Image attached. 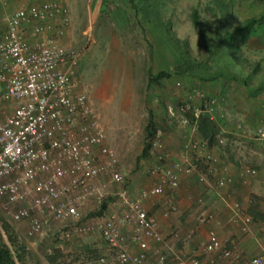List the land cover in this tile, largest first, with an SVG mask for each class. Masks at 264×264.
Returning a JSON list of instances; mask_svg holds the SVG:
<instances>
[{
	"label": "rangeland",
	"instance_id": "rangeland-1",
	"mask_svg": "<svg viewBox=\"0 0 264 264\" xmlns=\"http://www.w3.org/2000/svg\"><path fill=\"white\" fill-rule=\"evenodd\" d=\"M59 1L67 7L71 19L67 39L80 51L77 77L99 115L107 144L116 152L125 175L123 183L111 182L107 174L100 177L96 185L103 196L100 200L89 198L93 200L89 206L85 205L87 201L81 205L79 223L94 228L103 219L121 214L123 206L117 193L129 194L128 154L136 156L142 152L143 159L151 162L154 154L148 144L150 131L159 130L161 137L168 135L179 148L190 138H199L190 125H183L179 116L170 117L167 110L168 105L178 108L184 104L188 89L196 87L222 98V116L215 123L223 145L212 144L210 151L221 162L218 168L226 167L232 175L229 192L234 206L253 218L249 234L256 236V250L261 252L264 249V232L259 228L264 223V141L251 136L257 128L264 130V19L239 51L230 53L225 46L218 48L228 30L256 14L260 6L254 3L259 0H127L126 4L119 0ZM194 10L203 26V37L192 22ZM7 12L0 9V29ZM232 54L244 59L245 64H258V73L249 75L246 67L233 64L229 58ZM182 62L185 70L177 69ZM159 71L169 76L149 83V76ZM234 73L240 79H234ZM128 78L142 84L137 100H128ZM2 107L10 110L12 106ZM238 124L249 130L250 136H241ZM148 162L140 166H148ZM243 166H251L257 173L245 178L240 175ZM214 168L210 170L200 164L193 172L184 173L199 174L196 184L201 190H215ZM168 196L173 200L175 190H168ZM199 197L203 201L196 203ZM191 201L195 202L182 225L170 227L164 233L165 245L158 255H163L166 264H171L175 254L180 253H195L202 264H208L203 253L208 229L213 228L218 236L221 232L228 234V229L222 228L226 222L225 205L213 204L201 194L193 195ZM156 202V198H149L143 206L164 208ZM174 203L167 206V201L162 205L175 213ZM207 209L213 214L211 222L199 224V213ZM67 228L66 222H49L43 233L47 241L35 250L30 243L40 234L27 236L26 221L4 220L0 246L10 250L13 264H98L100 256L110 253L97 231L76 234L65 232ZM170 230L177 236L171 235ZM120 233L121 243L128 249V235H132L133 227L128 230V225L120 226ZM228 238L230 242L232 237ZM227 242L223 246L233 248ZM246 256L248 253L241 252L238 264ZM215 258L219 260L218 256ZM141 264L148 263L145 260Z\"/></svg>",
	"mask_w": 264,
	"mask_h": 264
},
{
	"label": "built area",
	"instance_id": "built-area-1",
	"mask_svg": "<svg viewBox=\"0 0 264 264\" xmlns=\"http://www.w3.org/2000/svg\"><path fill=\"white\" fill-rule=\"evenodd\" d=\"M10 2L0 0L2 6ZM70 30L68 9L59 0L16 8L0 29V230L4 220L26 221V235L33 237L42 235L49 222H66L67 233L86 234L92 229L99 233L110 253L100 256L98 264H141L148 255L147 240L163 241L157 219L147 212L143 201L162 194L166 187L177 188L180 170L191 173L200 164L211 170L219 158L203 150L209 146L206 141L190 138L180 159L168 167L172 156L156 130L148 139L156 163L148 171L157 176V183L141 189L135 198L126 191L118 192L123 206L120 215L105 218L94 228L79 223L81 205L91 197L100 200L103 196L95 180L107 174L111 182L123 183L125 175L77 77L80 51L67 39ZM5 104L11 109H3ZM167 110L170 117L179 116L183 125L197 132L201 116L213 122L222 116V98L191 87L184 104L178 108L168 105ZM238 128L241 136H250L244 126L238 124ZM251 138L264 141V130L257 128ZM213 145H223L217 133ZM240 173L247 178L257 171L243 166ZM230 180L224 169L216 184L221 187ZM212 218L210 212L203 216L206 222ZM231 222L242 234L251 232L253 218L239 209ZM123 225L133 227L135 254L121 243ZM259 228L264 232V223ZM203 253L208 264H236L240 259L235 248L221 244L213 228L208 229ZM164 261L159 255L158 262ZM171 264L202 263L195 253H180ZM242 264H264V249Z\"/></svg>",
	"mask_w": 264,
	"mask_h": 264
},
{
	"label": "crops",
	"instance_id": "crops-1",
	"mask_svg": "<svg viewBox=\"0 0 264 264\" xmlns=\"http://www.w3.org/2000/svg\"><path fill=\"white\" fill-rule=\"evenodd\" d=\"M41 1H43V0H11V2L7 6H2L0 4V9L8 11L6 13V15L3 17L4 24H5V18L7 17V15L11 11H13L14 9L19 8V7H24V6H27V5L36 3V2H41ZM97 1H99V0H97ZM122 2L124 4H126L127 0H119V3H122ZM258 2L259 3H257V2L254 3L255 5L260 6L258 11L255 12L256 14L254 16L258 17V18L263 17V19H264V0H259ZM67 36L70 37V33ZM130 67H131V64L129 63L128 69ZM141 85L142 84H140V83L133 82V80L131 78L130 79L128 78V95H129L128 100H137V98H138L137 96L139 93L138 90L143 88V87L141 88ZM161 138L163 139V142L165 145V150L167 152H169V154H171V156H172V160L167 164V166L172 167L174 165V161L180 159L185 143L179 148V146L173 145L174 142H173V140H170L168 135L167 136L164 135ZM210 149H212L211 145L208 146L207 148H204L203 150L207 151ZM133 155H135V154H133V153L128 154V165L131 166V168H128V178H129V182H130L128 185V189H129L128 192L132 197L135 198L139 195V192L141 189L148 188V187L155 185L157 183V176L148 171V167H152L156 163L155 156H153V159L151 160V162H148L147 160L143 159L144 157L142 156V152H140L139 154H136V156H133ZM147 162H148V166H146V165H145V167L140 166L141 163H147ZM220 163L221 162L219 161L217 164H215L214 170L215 169L216 170H215V172L212 173L216 177L215 178L216 180L222 174L223 170L227 169L226 167H223L222 169L218 168V165ZM136 165L138 167H136ZM216 166H217V168H216ZM217 169H219L218 170L219 172L217 171ZM216 171L218 173H216ZM198 176H199V174L187 175L184 173V171H179L178 172L179 187H177L175 189H171L169 187H166L162 194L157 195V197L156 196L151 197V198H156V201H157L156 203H159L162 207H164V208L156 207V208L152 209L153 207L147 206V208H146V209H148V211L151 212V215L153 214V216L157 219V222L159 225V231L161 232L162 236L164 237V233H166L170 227H173V226H179L180 227L182 225L181 222L184 221L185 216L191 210L192 203L195 202V201L194 202L191 201L192 196L196 195V194H201L206 199L210 200L211 202H214L213 204L219 203V205L220 204L225 205V208L223 211L224 212L223 216H224V218H226V222H224L222 228L226 227L228 229V234L225 235V232H221V236H218L219 241H221V244L223 245L224 242H227L226 239H229L228 237H232V240H230V242H227V244L232 243L233 248H235L240 254H241V252L248 253V256L245 257L246 259H248L249 257H251L253 255L260 253V250H256L257 241H258L256 236L253 235L252 233L247 234L246 236H242L241 232L238 229V226H236L235 224H233L231 222V216H232L233 212L237 209L233 203L234 199L231 198L232 197L230 195L231 192H229V188L232 187V184L230 182H228L226 185L221 186V187L216 184L217 188L215 190L209 189V188H205V190H201L200 187L197 186V184H196V180H198ZM229 176H230V174H229ZM230 178L232 180V175ZM99 180H100V177L95 180V183H100L101 180L100 181ZM168 190H175V196H174L173 200H170V198H168L169 197L168 196ZM158 196H163V199L159 200ZM92 199H94V198H92ZM148 199H146V200H148ZM146 200L143 201V204ZM167 201H168L167 206L171 205L175 201L176 204L174 203L173 207H172L173 210H175V208H176L177 211L175 213L168 211L166 209L167 207L162 205L163 202L165 204V203H167ZM202 201H203V199L200 197L196 199V203H198V202L201 203ZM92 203H93V200L88 199L87 202L85 203V205L89 206ZM209 210L210 209H207V210H204L201 213H199V216H198L199 224L208 223V222L203 220V216L206 212H209ZM183 226L185 227L186 225H183ZM130 227L132 230V225L131 226L128 225V230L130 229ZM229 230H230V232H229ZM221 231H222V229H221ZM171 232H174V231L170 230L169 233H171ZM43 235L44 234L39 235V236H35L33 238L34 240L30 243L31 245H33L35 250H36V246H40L47 241V238H44L45 236H43ZM132 236L133 235H131V236L128 235V251L131 254H135L138 252V247L135 244V242L133 241ZM175 236H177V234ZM206 238H207V236H206ZM147 241H148V250H147L148 255L146 258V262L148 264H166L165 262L159 263L158 259H157L158 258L157 256H159L158 253H160L161 248H164L163 245H165V242H162V243L156 242V241H153L151 239H148ZM253 252H254V254H251ZM238 262H239V260L236 262V264H238ZM240 264H242V262Z\"/></svg>",
	"mask_w": 264,
	"mask_h": 264
},
{
	"label": "trees",
	"instance_id": "trees-1",
	"mask_svg": "<svg viewBox=\"0 0 264 264\" xmlns=\"http://www.w3.org/2000/svg\"><path fill=\"white\" fill-rule=\"evenodd\" d=\"M191 15H192L191 16L192 22L197 27L200 36L203 37L204 34L203 26L198 20V14L196 10H194ZM262 20L263 17L258 18L252 16L245 19L244 21L237 23L231 30H228L226 32L225 36L222 38V40H220L218 48L225 46L230 53L239 51L240 46L248 41L250 36L255 31L257 25H260ZM229 58L233 64L238 65L239 67L240 66L246 67L249 75L258 73V64H255V66L245 64L244 59H242L240 56L237 55L235 56L233 54ZM184 63H187V61ZM177 69L185 70L183 62L179 66H177ZM165 76H169V74L165 71H159L157 74L149 76V83H152L153 81L158 80L159 78ZM232 77L234 79H240L236 73L232 74ZM154 132L155 131L149 132L148 134L149 138H151L154 135ZM216 132H217V126L215 122L210 120L207 116H201L199 118L197 133L202 140L208 143L209 146L213 144L215 140ZM0 264H13L12 254L6 246H0Z\"/></svg>",
	"mask_w": 264,
	"mask_h": 264
}]
</instances>
